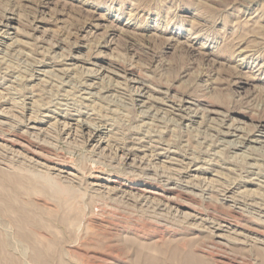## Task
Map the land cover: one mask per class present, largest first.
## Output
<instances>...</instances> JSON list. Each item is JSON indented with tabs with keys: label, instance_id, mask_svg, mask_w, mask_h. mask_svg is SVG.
<instances>
[{
	"label": "rangeland",
	"instance_id": "1",
	"mask_svg": "<svg viewBox=\"0 0 264 264\" xmlns=\"http://www.w3.org/2000/svg\"><path fill=\"white\" fill-rule=\"evenodd\" d=\"M2 100L1 144L15 135L27 145V117L47 130L18 153L0 144V178L35 188L11 187L40 218L32 230L49 245V264H146L175 246L207 264H263L258 246L213 242L182 217L196 209L253 236L264 230V0H0ZM68 117L81 123L70 136ZM89 126L101 130V146ZM32 151L55 169L28 165ZM165 176L178 185V212L130 196L162 193Z\"/></svg>",
	"mask_w": 264,
	"mask_h": 264
},
{
	"label": "bare ground",
	"instance_id": "2",
	"mask_svg": "<svg viewBox=\"0 0 264 264\" xmlns=\"http://www.w3.org/2000/svg\"><path fill=\"white\" fill-rule=\"evenodd\" d=\"M36 60V59H35ZM34 62V61H33ZM53 62V61H52ZM41 72V71H40ZM63 75V74H62ZM8 78V77H7ZM10 79V78H9ZM75 80V79H74ZM6 82V81H5ZM50 82V81H49ZM79 87V86H78ZM12 88V87H10ZM82 88V87H81ZM137 89V90H136ZM136 91H138L141 88L136 87ZM143 89V88H142ZM134 90V89H133ZM7 91V90H6ZM13 91V90H12ZM129 92V91H128ZM10 93V92H9ZM138 95L142 94L141 92H137ZM7 94V92H6ZM4 95V94H3ZM145 95V94H144ZM11 96V95H10ZM93 96V95H92ZM4 97V96H3ZM22 97V96H21ZM14 99V98H13ZM20 99V98H19ZM20 101V100H19ZM92 101V100H91ZM6 104V100H2L0 101V108H3L4 105ZM19 104V103H18ZM56 104V103H55ZM71 104V103H70ZM74 104V103H73ZM83 104V103H82ZM88 104V103H87ZM182 105V104H181ZM2 106V107H1ZM60 106V105H59ZM91 106V105H90ZM6 107V106H5ZM18 108V107H17ZM21 109V108H20ZM197 109V108H196ZM8 110V109H7ZM16 110V109H15ZM29 110V109H28ZM195 112V111H194ZM15 113V112H14ZM22 113V112H21ZM158 113V112H157ZM45 114V113H44ZM15 115V114H14ZM53 115V114H52ZM51 115V116H52ZM89 115V114H88ZM5 117L6 114L4 112V108L0 109V117ZM163 116V115H162ZM150 117V116H149ZM12 118V117H11ZM16 118V115H15ZM34 118V117H32ZM155 118V117H154ZM2 119V118H1ZM13 119V118H12ZM11 119V120H12ZM29 119V120H28ZM59 119V118H58ZM14 120V119H13ZM20 120V119H19ZM27 124L24 125L25 129L21 128L22 132L24 131L25 133H27L29 135L28 140H26L27 145L24 144L23 141H20L21 138L15 135H10L8 137H4L5 138V143L0 142L1 146L4 145L9 151H13V152H19L18 150H16L15 148L17 147H21V149L26 148L25 146L31 145L33 143H38L37 139L39 140V138L42 137L44 138L46 133L45 131L46 128L42 125L40 118H35V119H30L27 117ZM142 120V119H141ZM6 121V120H4ZM3 121V122H4ZM18 121V120H17ZM22 121V120H21ZM64 121V120H63ZM89 121V120H88ZM99 121V120H98ZM8 123V121H6ZM5 122V123H6ZM14 122V121H13ZM58 122V120H57ZM60 122V121H59ZM75 122H78L76 119L68 117L65 119L64 121V132L63 134H65L66 136H70L72 135V130L73 127L76 125L78 126V123L76 124ZM94 122V121H93ZM10 123V122H9ZM23 123V122H22ZM26 123V122H24ZM23 123V124H24ZM12 124V122L10 123ZM18 124V122H17ZM19 124H21L19 122ZM62 124V123H61ZM81 124V123H80ZM79 124V126H80ZM7 125V124H6ZM8 126H11L8 124ZM7 126V127H8ZM15 126V125H13ZM75 126V127H76ZM78 126V127H79ZM154 126V125H153ZM17 127V126H16ZM50 127V126H49ZM60 127V126H59ZM88 127V126H86ZM152 127V126H151ZM20 128V127H19ZM48 128V127H47ZM90 128V126H89ZM87 128L88 132L87 135L89 138L92 137L93 140H95V147L100 145L102 139V136L100 134V129L99 127H94V128ZM62 129V128H61ZM79 129V128H78ZM77 129V130H78ZM86 129V130H87ZM12 130V129H11ZM16 130V129H15ZM76 130V128H75ZM157 131V130H156ZM213 131V130H212ZM10 132V130H9ZM8 132V133H9ZM12 132V131H11ZM17 132V131H16ZM15 132V133H16ZM21 132V131H20ZM19 132V135L21 134ZM84 133V132H83ZM234 132L231 131H227L225 134H231ZM252 133V132H251ZM49 134V133H48ZM158 134V133H156ZM213 134V133H212ZM22 135V134H21ZM26 135V134H25ZM146 135V134H145ZM161 135V133H160ZM24 137V135H22ZM47 136V135H46ZM151 137V136H150ZM26 138V137H25ZM156 138V137H155ZM222 138V137H221ZM50 139V138H49ZM157 139V138H156ZM244 139V138H243ZM47 140V139H46ZM66 140V139H65ZM232 140V139H231ZM240 140V139H239ZM254 140V139H253ZM33 141V142H32ZM77 141V140H76ZM158 141V140H157ZM234 141V140H233ZM249 141V140H248ZM247 141V142H248ZM257 141V140H255ZM23 142V143H22ZM246 142V141H245ZM224 143V142H223ZM108 145V143H106ZM244 144L243 141H239V142H235V144L233 145V147H240ZM20 145V146H19ZM115 145V144H114ZM121 145V144H120ZM248 145V144H247ZM3 146V148H4ZM101 146V145H100ZM29 148L31 146H28ZM99 147V146H98ZM109 147V146H107ZM123 147V146H122ZM139 148V147H138ZM33 149V147H32ZM134 149V148H133ZM136 149V148H135ZM6 150V149H5ZM4 150V151H5ZM28 150V149H27ZM34 150V149H33ZM111 150V149H110ZM21 151V150H20ZM31 151V149H30ZM115 151L117 152V150L115 149ZM122 151V150H121ZM120 151V152H121ZM132 151V150H131ZM37 152V150H36ZM36 152H30L32 153V155H30L28 157V159L24 158V160H26L28 162V165H30L31 163H33V165L35 166V168H45L46 170H50V169H55V163L52 162L50 160V158L45 159V161H39L38 156L36 155ZM6 153V152H5ZM123 153L122 155H120V158H118L121 161H124L126 159H130V157L132 156L133 152H127L124 153L123 151L121 152ZM120 153V154H121ZM135 153V152H134ZM137 153V152H136ZM135 153V154H136ZM191 153V152H190ZM16 154V153H15ZM20 154V153H19ZM24 154V153H23ZM26 154V153H25ZM106 154V153H105ZM117 154V153H116ZM11 155V153H10ZM46 155V154H45ZM100 155V154H99ZM108 155V153H107ZM142 155V154H141ZM155 155V154H154ZM14 156V154H13ZM17 156V155H16ZM22 156V155H21ZM25 157V155H23ZM28 156V155H27ZM138 156V155H137ZM169 156V155H168ZM48 157V156H46ZM114 157H115V153H114ZM145 157V156H144ZM4 158V157H3ZM8 158V157H7ZM17 158V157H16ZM44 158V157H43ZM42 158V159H43ZM108 158V157H107ZM116 158V157H115ZM134 158V156H133ZM138 158V157H137ZM141 158V156H140ZM1 159V158H0ZM6 159V158H5ZM9 159V158H8ZM19 158H17L18 160ZM177 159V158H176ZM21 161V158L19 159ZM23 160V159H22ZM117 160V159H116ZM134 159L131 160V162ZM136 160V159H135ZM5 161V160H3ZM2 161V162H3ZM9 161V160H7ZM12 160H10L11 162ZM20 161L18 163H20ZM120 161V163H121ZM139 165H137L140 168V171L142 172L143 175H145L144 177L147 180H152L153 176L151 177L149 175V170L146 166L142 165L141 159H139ZM157 161V160H156ZM185 161V160H184ZM15 162V161H13ZM16 162V163H17ZM23 161H21V164ZM130 162V163H131ZM152 162V161H151ZM5 163V162H4ZM119 163V164H120ZM135 163V162H134ZM136 164V163H135ZM134 164V165H135ZM189 164V162H188ZM27 165V164H26ZM32 165V164H31ZM133 165V166H134ZM153 165V164H152ZM180 165V164H179ZM33 166V167H34ZM172 166V165H171ZM17 167V166H16ZM130 167V166H129ZM152 167H150L151 169ZM155 168V167H154ZM169 168V167H168ZM166 168V169H168ZM174 168V167H171ZM170 168V169H171ZM176 168V167H175ZM16 169V168H14ZM35 169V170H37ZM132 169V168H131ZM169 169V170H170ZM179 169V168H178ZM177 169V170H178ZM7 170V169H6ZM11 170V169H10ZM161 170V169H160ZM165 170V169H164ZM176 170V169H175ZM12 171V170H11ZM129 171V170H128ZM166 171V170H165ZM7 172V171H6ZM17 172V171H16ZM32 173V171H29ZM59 172H65L67 174H72L71 172H68L67 169H62L59 168ZM136 172V171H135ZM138 172V171H137ZM19 173V172H17ZM132 173V172H131ZM139 173V172H138ZM155 173V172H154ZM264 173V172H263ZM33 174V173H32ZM37 174V173H36ZM74 174V173H73ZM140 174V173H139ZM45 175V174H44ZM58 175V174H57ZM173 175V174H170ZM67 176V175H66ZM69 176V175H68ZM200 176V175H199ZM1 177V176H0ZM65 175H62V178H64ZM166 177V176H165ZM190 177V176H189ZM67 178V177H65ZM177 179V178H176ZM182 179V178H181ZM192 179V178H191ZM260 179V178H259ZM185 180V179H184ZM187 180V179H186ZM189 180V179H188ZM206 180V179H205ZM53 181V180H52ZM70 181V179H69ZM78 181V180H77ZM259 181V180H258ZM49 182V181H48ZM163 182V181H162ZM206 182V181H205ZM244 182V181H243ZM52 183V182H51ZM54 183V182H53ZM91 183V182H90ZM164 188H163V192L159 193V191H153V192H149L148 189L146 188H142L140 189V193L135 194L134 195L130 192V196H132L133 200H137V201H143V202H149V200L152 201H156V207L159 210H174L173 212H178L179 211V207L173 204V200L176 198L177 199V187L178 185L175 184V182L170 181L169 177L164 178ZM195 183V182H194ZM211 183V182H210ZM71 184V183H70ZM190 184V183H189ZM91 185H100V186H105L104 184H97L96 182L92 183ZM161 185V184H160ZM177 185V186H176ZM194 185V184H193ZM207 185V184H206ZM205 185V186H206ZM10 186V187H9ZM181 186V185H180ZM260 186V185H259ZM23 188L26 190H32L35 189L30 181V183L28 182V180L26 179H20V177L18 176H8L5 175L2 178H0V217L2 216V218L0 219V264H49V262L51 260H49V258H51L53 255L49 252V245L48 244H44L41 246V241L38 240V237H36V233L32 230L33 227L35 226V224L40 223V218L38 217V215L35 214H31V212L29 211L27 204L23 203L21 201V203L18 201V193L16 190H14L13 188ZM77 187V185H76ZM94 187V186H93ZM92 187V188H93ZM148 187V186H147ZM203 187V185H202ZM219 187V186H218ZM211 188V187H210ZM99 189V187L97 188ZM109 190H111L110 192L114 191L115 188H108ZM119 189V188H118ZM179 189V188H178ZM223 189V188H222ZM248 189V188H247ZM96 190V189H95ZM126 190V189H125ZM225 190V189H224ZM251 190V189H250ZM93 191V190H92ZM98 191V190H96ZM189 191V190H188ZM204 191V190H203ZM208 191V190H207ZM223 191V190H222ZM231 192V190H229L228 188L225 190V195L227 193ZM29 193V192H28ZM123 193H127L126 191H123ZM209 193V192H208ZM224 193V192H223ZM150 194V195H149ZM179 194V193H178ZM262 194V193H261ZM264 194V193H263ZM153 195V197H152ZM214 195V194H213ZM231 195V194H230ZM247 195V194H246ZM105 196V195H104ZM125 196V195H124ZM209 196V195H208ZM179 198V197H178ZM226 198H230L229 200L232 202V205H234V208L238 209L240 208L239 206L242 205L241 200L233 197V196H227ZM243 198V197H242ZM253 199V198H252ZM262 199V198H261ZM209 200V199H208ZM245 200V199H244ZM210 201V200H209ZM243 201V200H242ZM248 201V200H247ZM250 201V200H249ZM253 202V201H252ZM262 202V201H261ZM247 203V202H246ZM149 204V203H148ZM135 205V204H134ZM150 205V204H149ZM182 205V204H181ZM249 205H251L252 207L256 208V210L258 212H261L262 210L259 209V206L256 205L255 203L251 204L249 203ZM260 205V204H259ZM244 206V205H243ZM263 206V205H262ZM149 207V206H148ZM227 207V206H226ZM264 207V206H263ZM154 209V208H153ZM208 209V208H207ZM228 209V208H227ZM232 209V208H231ZM33 210V209H32ZM182 210V209H181ZM180 210V211H181ZM253 210V209H252ZM251 211V210H250ZM255 211V210H254ZM157 212V210H156ZM160 212V211H159ZM163 212V211H162ZM171 212V211H170ZM219 212V211H218ZM39 213V212H38ZM164 213V212H163ZM167 213V211H166ZM178 214V213H177ZM182 214L184 215L183 211ZM212 214V213H211ZM219 214V213H218ZM264 215V214H263ZM158 216V214H157ZM163 216V215H162ZM216 216V215H214ZM236 216V215H235ZM237 217V216H236ZM185 219V221L187 222H193L196 224H199L202 226V230L207 231V233H209L210 238L219 243H233V244H237L238 246H245V248L248 245H255L258 246L257 251H256V255L257 257H259V259L261 258V263L264 264V230L260 231L261 233H256V235L253 233L250 234L249 232H246V226H243L245 228H243L242 226H239L238 224H234L229 222V220H225V219H219V218H205L203 216V214L201 212H199L196 209H191V211H187V213L184 215V217H182ZM224 218V217H223ZM240 218V217H239ZM5 219V220H4ZM66 220V219H65ZM183 220V219H182ZM237 220V219H236ZM245 221V220H244ZM241 220V222H244ZM7 222V223H5ZM234 222V221H233ZM239 222V221H238ZM239 222V223H241ZM61 223V222H60ZM186 223V222H185ZM190 223V224H191ZM46 224V222H45ZM191 224V225H193ZM195 224V225H196ZM247 224V223H245ZM259 224V223H258ZM7 225H11L12 229H9ZM244 225V224H243ZM68 226V225H67ZM261 226V224H260ZM66 227V225H65ZM198 227V226H197ZM79 228V227H78ZM84 228V226H83ZM248 228V227H247ZM256 228V227H255ZM258 228V227H257ZM67 229V228H66ZM260 229V228H259ZM253 230V229H252ZM255 230V229H254ZM37 232V231H36ZM39 232V231H38ZM206 233V232H205ZM55 234V233H54ZM49 238V236H48ZM50 239V238H49ZM211 239V240H212ZM57 240V239H56ZM209 242V241H208ZM15 243L16 244H20V246H24L21 247L24 250L20 251L19 249L16 250L15 248ZM190 243L187 242L186 245H189ZM58 245V243L56 244V246ZM60 246V245H59ZM191 246V245H190ZM199 246V245H198ZM215 246V245H214ZM231 246V245H230ZM240 246V247H241ZM58 247V246H57ZM192 247V246H191ZM172 247H170L169 250H171ZM182 248V247H181ZM238 248V247H237ZM243 248V247H241ZM253 248V246H252ZM55 249V248H54ZM254 249V248H253ZM58 251V249H56ZM194 250V249H193ZM193 250H191L190 248H187L186 250H180L179 247L175 246L172 251L171 254L169 255L170 251L165 254V257H162L161 255L156 258V257H151V256H147L149 259L147 260L146 264H207V262H205V260L199 256L198 253L194 252ZM57 251L56 254H57ZM159 251V250H158ZM162 251V250H161ZM168 251V250H167ZM207 251V250H206ZM160 252V251H159ZM55 254V255H56ZM220 254V253H219ZM164 255V254H162ZM238 255V254H237ZM242 255V254H241ZM57 256V255H56ZM61 256V255H60ZM57 258V257H56ZM53 259V258H52ZM55 259V257H54ZM166 259V260H164ZM236 259V258H235ZM58 260V259H56ZM63 260V259H62ZM246 260V259H245ZM53 261V260H52ZM229 262V261H228ZM233 262V261H232ZM58 264H65L62 261H59ZM230 264V263H229Z\"/></svg>",
	"mask_w": 264,
	"mask_h": 264
}]
</instances>
